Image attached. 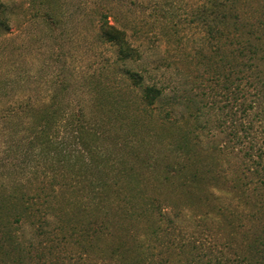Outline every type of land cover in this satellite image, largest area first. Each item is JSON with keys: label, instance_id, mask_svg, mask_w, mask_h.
Here are the masks:
<instances>
[{"label": "rangeland", "instance_id": "obj_1", "mask_svg": "<svg viewBox=\"0 0 264 264\" xmlns=\"http://www.w3.org/2000/svg\"><path fill=\"white\" fill-rule=\"evenodd\" d=\"M2 1L0 264H258L264 0ZM104 18L139 55L119 58Z\"/></svg>", "mask_w": 264, "mask_h": 264}, {"label": "trees", "instance_id": "obj_2", "mask_svg": "<svg viewBox=\"0 0 264 264\" xmlns=\"http://www.w3.org/2000/svg\"><path fill=\"white\" fill-rule=\"evenodd\" d=\"M6 8H7L6 4L2 0H0V29L6 28L9 25V17L7 15ZM102 16H106V14L102 13ZM225 20L226 19L224 18V19H220L216 21L215 22L216 25L208 24V29L214 32L219 31L221 28L219 25H221V23ZM233 24L236 25L235 23ZM239 24L241 25V27L243 26L245 27L246 25H248V23L247 24L239 23ZM98 29H99L100 36L105 41L111 42L113 44H116V46H118V54H119L120 59L126 60L129 58L135 57L136 55H139L135 47L130 43L129 39L127 38L126 32L123 29H121L117 24L110 23L106 18H104L101 21ZM255 45H256V42L250 41L246 45L242 46L241 48L239 45L237 49H239L238 52H241L243 54L246 50L248 52H252L253 49H255L254 48ZM241 62H243V64L246 65L249 73H252L253 68L256 67L252 56H251V60L249 59V56L248 57L246 56L245 58H242ZM233 72H235V70ZM125 73L127 74L129 78H131L133 83H137V79L140 78V75H138L136 72L132 70H126ZM255 74L258 75V77H255L254 74L247 76L249 78L248 79L249 82H253L251 85V88L253 89H255L254 87L256 85L262 84L261 82H264V72H260V74H257V73ZM159 94H160L159 88H156L155 86H146L144 88L143 99L146 101L147 104H151L153 103L154 99L158 97ZM192 177L195 178L197 181L200 180V176L196 177L193 175ZM202 179L203 178H201V180ZM91 222L94 224L97 223L98 229L105 226L104 221L102 220L101 221L92 220ZM39 227H42L43 229L41 232L42 235L45 233H48V235H51L49 231L47 232L46 230H44L42 223L39 225ZM262 232H264V228ZM51 236H54V235H51ZM39 242L41 245H43L41 246L42 247L41 250L44 252L46 251L49 254H52V258L54 259L55 262L62 263L65 261L64 259L66 257L62 256L61 252H58V251H56L55 253L53 252L54 245L52 244V242L54 243V241L52 237L50 236L45 237V241L41 238ZM180 253L185 257L186 264H189L190 261H193L194 256H195V254L192 252L191 249H185V248L181 249ZM259 257H260V262H257V263L264 264V236H262L261 245L259 247ZM239 258L240 257H237L236 259L231 258V259H226L224 261L217 260L213 264H245V262H243V260L241 262ZM39 261H40L39 264H47L46 263L47 261L43 258L39 259ZM50 261H53V260H50ZM203 264H211V263L209 260H206Z\"/></svg>", "mask_w": 264, "mask_h": 264}]
</instances>
